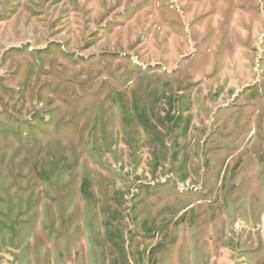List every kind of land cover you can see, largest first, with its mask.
<instances>
[{
    "label": "rangeland",
    "instance_id": "374dc122",
    "mask_svg": "<svg viewBox=\"0 0 264 264\" xmlns=\"http://www.w3.org/2000/svg\"><path fill=\"white\" fill-rule=\"evenodd\" d=\"M0 264H264V0H0Z\"/></svg>",
    "mask_w": 264,
    "mask_h": 264
}]
</instances>
